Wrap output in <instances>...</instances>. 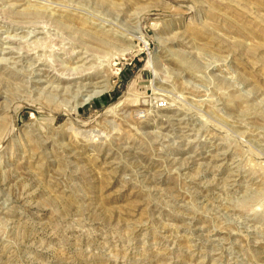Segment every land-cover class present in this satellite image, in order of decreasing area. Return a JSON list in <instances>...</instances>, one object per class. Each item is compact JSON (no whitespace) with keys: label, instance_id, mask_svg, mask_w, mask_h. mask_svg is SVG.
Listing matches in <instances>:
<instances>
[{"label":"rangeland","instance_id":"obj_1","mask_svg":"<svg viewBox=\"0 0 264 264\" xmlns=\"http://www.w3.org/2000/svg\"><path fill=\"white\" fill-rule=\"evenodd\" d=\"M0 146V264H264V0H0Z\"/></svg>","mask_w":264,"mask_h":264},{"label":"bare ground","instance_id":"obj_2","mask_svg":"<svg viewBox=\"0 0 264 264\" xmlns=\"http://www.w3.org/2000/svg\"><path fill=\"white\" fill-rule=\"evenodd\" d=\"M5 137H6V136H5ZM1 146H2V145H1ZM1 146H0V147H1Z\"/></svg>","mask_w":264,"mask_h":264}]
</instances>
